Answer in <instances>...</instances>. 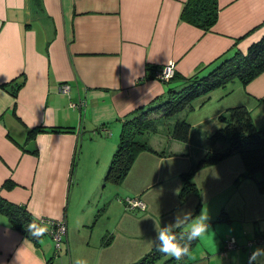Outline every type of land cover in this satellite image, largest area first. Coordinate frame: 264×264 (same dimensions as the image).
<instances>
[{
    "label": "crops",
    "instance_id": "1",
    "mask_svg": "<svg viewBox=\"0 0 264 264\" xmlns=\"http://www.w3.org/2000/svg\"><path fill=\"white\" fill-rule=\"evenodd\" d=\"M186 2L0 0V197L31 219L66 224L53 263L48 234L33 244L0 213V264H134L177 227L199 238L189 264H246L247 243L264 239V193L251 179L236 181L238 154L197 170L198 193L182 197L180 176L230 107L244 106L264 128V117L253 116L264 114V72L212 91L206 109L196 104L169 120L153 114L156 152L141 151L119 183L105 179L125 117L264 36V0H217L207 30L182 18ZM170 62L173 79L156 80L154 70ZM176 119L203 126L205 139H173ZM135 197L144 209L126 207ZM228 238L233 249L224 248ZM251 249L264 264V243Z\"/></svg>",
    "mask_w": 264,
    "mask_h": 264
},
{
    "label": "trees",
    "instance_id": "2",
    "mask_svg": "<svg viewBox=\"0 0 264 264\" xmlns=\"http://www.w3.org/2000/svg\"><path fill=\"white\" fill-rule=\"evenodd\" d=\"M217 13V0H187L181 15L184 20L207 30L216 22ZM262 72L264 36L251 44L245 53L235 51L231 56L220 60L207 74L191 76L180 89L169 90L166 97L158 103L125 117L121 122L118 146L110 160L105 179L119 183L126 177L141 151L156 152L148 142L149 136L157 131V123L151 117L153 114L168 120L173 119L182 111L191 109L196 99L206 100L212 91L225 88L234 81L246 85ZM153 77L156 79L155 73ZM218 119L221 126L209 136L207 150L189 170L180 174L181 196L198 193L193 181L197 170L217 164L234 154L240 156L244 166V172L236 181L251 179L256 182L259 191L264 193V128L255 126L251 113L242 105L230 107ZM31 133L32 131L29 135ZM170 135L177 141L187 143L192 137V126L185 119H176L171 126ZM0 213L5 214L16 230L37 245V238L43 233L40 221L31 219L23 207L13 205L1 197ZM197 243L198 236L195 231H185L182 227H177L168 238L157 243L134 264H153L166 257L165 264H189L187 255ZM246 264L262 263L247 259Z\"/></svg>",
    "mask_w": 264,
    "mask_h": 264
},
{
    "label": "built area",
    "instance_id": "3",
    "mask_svg": "<svg viewBox=\"0 0 264 264\" xmlns=\"http://www.w3.org/2000/svg\"><path fill=\"white\" fill-rule=\"evenodd\" d=\"M174 73H175V66L172 62H170V63H167L163 66L158 67L155 70V77H156V79H159L160 81H168L174 76ZM68 90H69L68 85H62L60 87V91L63 93H67ZM70 106L76 107V104L70 103ZM125 203H126V207L128 209H144L145 208V203L136 197L135 198H126ZM40 224L43 225V227H42L43 233L48 234L53 239V241L55 243V249L58 252V250L61 249L63 237L66 234L65 222L64 221H53V220H49V219H41ZM258 242H260L262 244V243H264V239L259 238V239H255V240H252V241L247 243V248L249 251L248 261L253 259L252 253L250 252V247L253 244H257ZM234 247H236V241L234 238L228 239L225 242L224 248L233 249Z\"/></svg>",
    "mask_w": 264,
    "mask_h": 264
},
{
    "label": "rangeland",
    "instance_id": "4",
    "mask_svg": "<svg viewBox=\"0 0 264 264\" xmlns=\"http://www.w3.org/2000/svg\"><path fill=\"white\" fill-rule=\"evenodd\" d=\"M233 83H238L237 81H234V82H232V83H229L227 86H226V89H230V88H232V85H233ZM237 86L238 85H236V87L235 88H233L234 89V91H235V89H237ZM222 89H224V88H222ZM231 93H233V91L231 92ZM229 95V94H228ZM209 99H206V100H204V98H198V99H196L194 102H193V104H192V108L191 109H187V110H192L194 107H195V105L196 104H198V105H202L200 108H208L209 107V104L211 103V101L210 102H208L207 103V101H208ZM262 107H264V105H262ZM253 116H254V118H255V120L257 121L258 120V118H262V117H264V114H260V112H254V114H253ZM218 121H219V119H218ZM219 123H220V125H221V122L219 121ZM161 124V123H160ZM202 128H203V126H193L192 127V137H201L203 140L205 139V135H204V133H199V131H201L202 130ZM197 132V133H196ZM195 133V134H194ZM198 236V235H197ZM46 239H51L49 236H45V235H40L38 238H37V242H39V241H43V240H46ZM229 239V238H228ZM227 239V240H228ZM254 239V238H253ZM253 239H250V240H253ZM198 240H199V238H198ZM236 240V239H235ZM51 241H53V239L51 240ZM197 245V244H196ZM196 247V246H195ZM194 247V248H195ZM197 247H200V249H201V245H198ZM193 248V249H194ZM193 249L191 250L192 251V254L193 255H196L197 254V249L196 250H194L193 251ZM210 251H212V250H214L213 249V247L212 246H210V249H209ZM190 251V252H191ZM250 252L252 253V258L254 259V252H253V249H251L250 250ZM247 253L249 254V251L247 250ZM56 254H57V250L55 249V243H54V241L52 242V247H51V252H50V257H49V259L51 258V260L53 261V263L55 262V257H56ZM192 254H188L187 255V258H192L193 257V255ZM248 254H247V259H248ZM214 257H217V255H215ZM264 260V259H263ZM217 264H222V263H217Z\"/></svg>",
    "mask_w": 264,
    "mask_h": 264
}]
</instances>
